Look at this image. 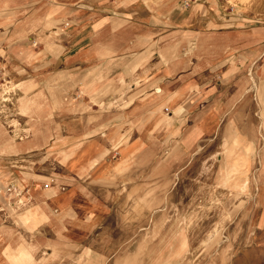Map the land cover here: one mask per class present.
Listing matches in <instances>:
<instances>
[{
  "label": "rangeland",
  "instance_id": "rangeland-1",
  "mask_svg": "<svg viewBox=\"0 0 264 264\" xmlns=\"http://www.w3.org/2000/svg\"><path fill=\"white\" fill-rule=\"evenodd\" d=\"M62 1L70 7L95 2ZM99 1V11L106 12L107 0ZM259 19L256 25L262 26L264 20ZM35 20L37 25L41 16ZM26 40L12 42L11 34L0 26V264H6L2 254L13 245L19 255H29L31 250L36 263L49 255L73 254L62 256L58 264H264V208L226 220L230 215H223L220 202L237 198L217 186L219 153L227 139L219 137L218 130L239 116L232 111H238L240 104L252 103L248 96L233 94L242 90L245 95L254 88L259 115L257 133L253 132V176L259 186L256 196L264 204V97L260 93L264 60L226 79L215 97L217 117L210 118L205 134L187 147L181 135L199 114L177 112L164 95L157 114L147 113V128L136 121L125 137L116 133L106 138L104 130L94 132L107 113L84 111L79 105L81 97L76 94L83 81L69 80L71 91L60 97L54 90L65 88L64 83L50 86L48 82L60 63L51 55L45 57L44 51L57 53L58 41H48L41 29ZM28 45L32 52L26 55ZM263 51L260 48L258 53ZM217 80L216 90L221 88V77ZM182 88L185 93L188 83ZM43 90L51 95L43 97ZM201 101V97L185 96L179 105ZM172 116L177 119L170 123ZM84 119L91 129L83 135L106 142L99 159L82 160ZM155 120L163 121L161 128L152 124ZM38 205L47 208L50 218L36 235L28 236L21 217ZM87 248L103 256L89 251L87 256L74 255Z\"/></svg>",
  "mask_w": 264,
  "mask_h": 264
},
{
  "label": "crops",
  "instance_id": "crops-1",
  "mask_svg": "<svg viewBox=\"0 0 264 264\" xmlns=\"http://www.w3.org/2000/svg\"><path fill=\"white\" fill-rule=\"evenodd\" d=\"M99 2L95 0L88 6L75 3V7H70L62 0H0V26L11 34L12 42L25 41L36 29L48 34V41H58L57 53L44 51L45 57L51 55L52 60L58 59L60 63L58 73L52 74L48 82L50 86L64 83L65 88L54 90L60 97L63 92L71 91L67 87L69 80L83 81L84 87L76 94L81 97L79 105L84 111L91 108L100 114L101 111L107 113L93 127L96 133L107 132L106 138L116 133L125 134V137L136 121L147 128V113L157 114L164 95L169 98L170 107L177 106V112L199 114L181 135L183 145L193 147L205 134L207 121L217 117L215 97L224 89L221 86L226 79L244 66L253 67L264 60V51L258 53L260 48L264 49V35H258L264 32V24L256 25L259 18L264 20V0H107L106 12L99 11ZM184 2L189 6L184 8ZM38 16L41 20L36 25L35 17ZM26 48H29L28 55L32 48L29 45ZM220 70L222 75H218ZM217 77H221V88L216 90ZM262 78L260 93L264 97ZM252 80L257 84L255 76ZM184 82L188 83L185 93ZM243 93L238 90L233 96H248L252 103L240 104L238 111L233 110L239 116L221 126L217 134L227 136L219 153L217 186L237 198L220 202L223 215H230L226 220H235L255 208H264L256 196L259 186L253 176L258 90L251 88L246 90L247 94ZM50 95L43 90V97ZM185 96L192 100L201 97L202 101L180 107V100ZM261 115L264 127V107ZM176 119L172 116L170 123ZM88 123L84 119L82 136L91 129ZM162 123L152 122L160 128ZM84 141L82 160L99 159L98 153L102 152L105 140L84 136L80 145ZM46 209L38 205L21 217L28 236L36 235V230L49 220ZM65 215L69 216L70 212ZM91 250L82 249L74 255L87 256L89 251L92 255L103 256ZM17 251V245L5 250L2 255L6 264H51L52 261L58 264L62 256L73 255H49L36 263L35 257L32 261L30 256L31 250H27L29 255H19Z\"/></svg>",
  "mask_w": 264,
  "mask_h": 264
},
{
  "label": "built area",
  "instance_id": "built-area-1",
  "mask_svg": "<svg viewBox=\"0 0 264 264\" xmlns=\"http://www.w3.org/2000/svg\"><path fill=\"white\" fill-rule=\"evenodd\" d=\"M186 6H189V3H186ZM18 193H19V191H18Z\"/></svg>",
  "mask_w": 264,
  "mask_h": 264
}]
</instances>
